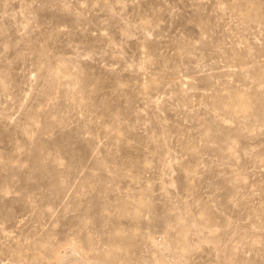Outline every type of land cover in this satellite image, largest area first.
I'll use <instances>...</instances> for the list:
<instances>
[{"label":"rangeland","instance_id":"374dc122","mask_svg":"<svg viewBox=\"0 0 264 264\" xmlns=\"http://www.w3.org/2000/svg\"><path fill=\"white\" fill-rule=\"evenodd\" d=\"M0 264H264V0H0Z\"/></svg>","mask_w":264,"mask_h":264}]
</instances>
